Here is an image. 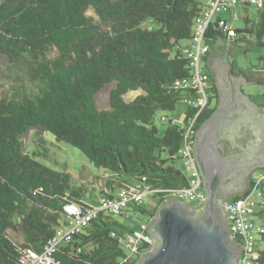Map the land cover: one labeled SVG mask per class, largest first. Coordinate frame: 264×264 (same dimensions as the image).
<instances>
[{
	"label": "trees",
	"instance_id": "16d2710c",
	"mask_svg": "<svg viewBox=\"0 0 264 264\" xmlns=\"http://www.w3.org/2000/svg\"><path fill=\"white\" fill-rule=\"evenodd\" d=\"M203 6L198 0H0V59L8 65L0 67V264H20L25 249L40 253L65 224L66 207L98 205L82 198L69 173L42 162L48 159L43 133L78 149L111 177L102 197L129 185L121 176L147 185L158 202L152 212L143 204L133 210L150 220L159 203L188 184L183 167H177L184 127L163 116L159 135L154 120L157 111H174L186 95L176 89L190 72L182 43L190 40ZM254 7L257 21L249 25L242 17L245 27L234 28L232 38L216 25L207 27V65L219 40L238 42L249 35L264 48V2ZM258 59L264 67V55ZM255 67L234 73L264 84ZM211 83L209 103L217 94ZM109 85V107L99 109L95 97ZM128 92L138 94L126 101ZM213 110L208 105L201 111L195 130ZM194 111L186 107L182 123ZM30 128L37 131V144L26 151L22 136ZM253 218L263 228L253 241V264H264V245L256 246L257 239L264 243V206ZM133 231L100 212L58 248L52 264H136L137 259L124 261L128 254L121 243Z\"/></svg>",
	"mask_w": 264,
	"mask_h": 264
},
{
	"label": "built area",
	"instance_id": "2783aa9c",
	"mask_svg": "<svg viewBox=\"0 0 264 264\" xmlns=\"http://www.w3.org/2000/svg\"><path fill=\"white\" fill-rule=\"evenodd\" d=\"M241 2L261 7L264 0H204L202 14L197 17L193 34L185 45V56L188 59L190 72L187 77L177 83L176 89L186 93L182 101L186 107L195 111L185 123H182V119L180 120L185 131L178 154L183 171L187 174L188 184L177 191L172 198L189 205L194 204V208L202 207L206 200L202 177L192 155L197 133L195 119L203 109L208 107L212 85L205 61L209 44L204 41V35L207 27L212 24L216 25L217 29L228 38H232L234 28L229 25L227 19L220 18L219 15L231 12ZM161 120L166 121V118L162 117ZM249 185L245 190H249V194L238 196L226 202L223 207L227 211L226 224L230 238L233 242H238L236 244L241 249L240 264H253L258 256V251L253 247V241L258 233L263 232V228L252 219L253 214L264 206V167L253 171ZM252 194L256 199L251 197ZM145 195H149L148 186L142 182H136L119 189L115 195L101 197L98 205L93 209L66 207L65 224L55 228L54 235L46 242L40 253L25 249L20 264H52L53 256L58 248L71 241L73 236L80 233L98 213L102 212L112 218H128L134 213L133 208L143 203ZM140 229L121 236L122 246L128 254L124 261L136 260L143 248L152 246L151 238L146 232L147 225H141Z\"/></svg>",
	"mask_w": 264,
	"mask_h": 264
},
{
	"label": "water",
	"instance_id": "95a60500",
	"mask_svg": "<svg viewBox=\"0 0 264 264\" xmlns=\"http://www.w3.org/2000/svg\"><path fill=\"white\" fill-rule=\"evenodd\" d=\"M210 57H225L231 62L227 50L212 51ZM240 94L245 97L241 90ZM244 100L247 104L251 103L247 97ZM218 108L198 129L195 135L196 144L192 149V155L203 179L206 193L204 204L196 209L175 198L159 203L146 229L152 241L151 249L141 252L136 264L241 263V249L231 240L227 228V211L223 208V213L218 207L219 190L227 185L221 177L223 171H218L216 168L208 169L210 157L205 156L212 134V122L215 120ZM217 159L219 161V156ZM263 167L264 164L256 165L253 170ZM211 172H214L213 176L209 175ZM245 188L236 191V194L244 191Z\"/></svg>",
	"mask_w": 264,
	"mask_h": 264
},
{
	"label": "flooded vegetation",
	"instance_id": "af4514ba",
	"mask_svg": "<svg viewBox=\"0 0 264 264\" xmlns=\"http://www.w3.org/2000/svg\"><path fill=\"white\" fill-rule=\"evenodd\" d=\"M207 69L217 89L216 99L209 103V108L212 105V114L219 108L205 156L210 157L207 168L222 170L221 177L227 183L219 190L218 207L223 212L224 203L247 186L256 165L264 164V102L247 104L240 90L249 82L234 73L225 57H211Z\"/></svg>",
	"mask_w": 264,
	"mask_h": 264
},
{
	"label": "rangeland",
	"instance_id": "374dc122",
	"mask_svg": "<svg viewBox=\"0 0 264 264\" xmlns=\"http://www.w3.org/2000/svg\"><path fill=\"white\" fill-rule=\"evenodd\" d=\"M198 1L203 2L204 0ZM237 11L239 14V18L234 21V27L243 29L245 27V23L242 19L244 10H242L238 6ZM246 11L250 14V18H253L256 14V9L254 6L249 7ZM222 14L226 13L224 12ZM219 43L222 45L220 49H222L223 51L227 50V55L231 58V66L233 70H246L249 72L250 70H252V67L256 66L255 68H258V75H264L263 64H261L258 59L260 56L264 55V48L256 47L249 35H247L245 39H241V41L238 42L221 40ZM182 44L185 51V45H187V41H184ZM0 67H2V69L4 70L8 69V65L2 58L0 59ZM112 87V85H109L96 95V104L99 109H107L109 107L108 95L109 90ZM242 91L245 96H247L248 94H252L254 99L264 100V84H244ZM136 94L138 93L128 92L124 96V99L126 101H129L133 99ZM185 110L186 105L183 101H179L176 109L172 112L162 110L157 111L154 122L156 127L158 128L159 135L162 134L165 128V121H161V118L163 116H168L181 125L180 120L183 117ZM36 132V129L30 128L22 136V143L26 151H31L36 148ZM41 136L45 139V146L48 149V159L43 160L42 162L52 167L53 169H56L58 171H66L67 173H69L71 176V185L75 188H81V190L83 191L82 198L87 201H93L92 204H95L94 202H97L102 197V191L105 189V184L108 179H111V177L107 173H105L103 169L94 167L78 149L65 142L56 141L50 134L43 133ZM177 167L181 169V161L177 162ZM121 179L125 180L126 183L134 182V179L131 177L121 176ZM251 197L256 199L254 194H252ZM157 202L158 200L156 198L145 195L142 204L149 212H152ZM117 219L125 225L132 226L134 230H141L140 226L144 225L145 221H150L147 216L137 213H133L128 218L118 217ZM252 220L257 223V219L253 218ZM11 237L17 243H20L22 240L21 236H17L14 234H11ZM259 245L260 248H262L264 243L261 240L257 239L256 246Z\"/></svg>",
	"mask_w": 264,
	"mask_h": 264
},
{
	"label": "crops",
	"instance_id": "0c3cea01",
	"mask_svg": "<svg viewBox=\"0 0 264 264\" xmlns=\"http://www.w3.org/2000/svg\"><path fill=\"white\" fill-rule=\"evenodd\" d=\"M203 2H204V1H203ZM203 2H202V3H203ZM238 6H239V8H241L242 10H244V14L242 15V17L245 16V17L248 19V21H249V25H251V24H253L254 22L257 21L258 18H257V16H256V14L254 15L253 18H250V14L246 11V9L242 8L241 5H238ZM238 6L235 7L231 12H225L226 14L219 15L220 18L227 19L228 22H229V25H230L231 27H233V28H235V27H234V21H235L236 19L239 18V14H238V11H237ZM251 7H252V6H251ZM225 15H228V16H225ZM247 27H248V25L246 26V29H249V28H247ZM235 29H236V28H235ZM240 37H241V39H245L246 36L241 35ZM220 41H221V40H219V41L217 42V46L219 47L218 50L223 51L222 49H220V48L222 47V45L219 43ZM219 44H220V45H219ZM218 50H215V51H218ZM245 97H247L248 100H249L251 103H253V104H257V105H258V104L264 102V100H261V99H254L253 96H252V94H251V95L248 94V95L245 96ZM263 99H264V98H263ZM210 108H212V105L210 106ZM181 119H182V118H181ZM174 122H175V121H174ZM175 123H178V122H175ZM179 125H180V124H179ZM195 144H196V142L194 143V146H195ZM194 146H193V147H194ZM136 182H137V181L134 180L133 183H127V184H135ZM119 188H120V187L117 185V187L115 186V188H113V190L109 189L110 194H111V195H115ZM246 188H247V186H246ZM246 188H245V190H246ZM245 190L242 191V192H239L237 195L239 196V195L243 194V193L245 192ZM132 211H134V210H132ZM134 214H135V213H134ZM147 223H148V221H145L144 225L146 226ZM257 248H258V247H257Z\"/></svg>",
	"mask_w": 264,
	"mask_h": 264
},
{
	"label": "clouds",
	"instance_id": "9594fccd",
	"mask_svg": "<svg viewBox=\"0 0 264 264\" xmlns=\"http://www.w3.org/2000/svg\"><path fill=\"white\" fill-rule=\"evenodd\" d=\"M247 187H248V184H247ZM245 192H246V191H245ZM245 192H244V193H245ZM244 193H243V194H244ZM243 194H241V195H243ZM236 195H237V194H236ZM241 195H239V196H241ZM237 197H238V196H237ZM231 200H232V199H231ZM148 223H149V222H148ZM148 223H147V225H148ZM234 243H236V242H234Z\"/></svg>",
	"mask_w": 264,
	"mask_h": 264
}]
</instances>
